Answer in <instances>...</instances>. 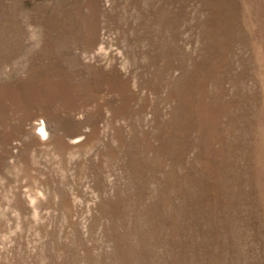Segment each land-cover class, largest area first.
<instances>
[{
    "label": "rangeland",
    "instance_id": "obj_1",
    "mask_svg": "<svg viewBox=\"0 0 264 264\" xmlns=\"http://www.w3.org/2000/svg\"><path fill=\"white\" fill-rule=\"evenodd\" d=\"M0 264H264V0H0Z\"/></svg>",
    "mask_w": 264,
    "mask_h": 264
},
{
    "label": "bare ground",
    "instance_id": "obj_2",
    "mask_svg": "<svg viewBox=\"0 0 264 264\" xmlns=\"http://www.w3.org/2000/svg\"><path fill=\"white\" fill-rule=\"evenodd\" d=\"M36 124H37L36 128H37V129H40L42 135H45V134H46L45 123H44L43 121H39V122L36 123Z\"/></svg>",
    "mask_w": 264,
    "mask_h": 264
}]
</instances>
